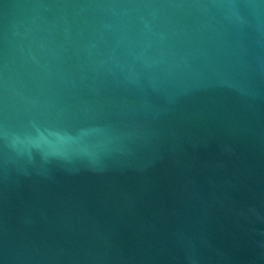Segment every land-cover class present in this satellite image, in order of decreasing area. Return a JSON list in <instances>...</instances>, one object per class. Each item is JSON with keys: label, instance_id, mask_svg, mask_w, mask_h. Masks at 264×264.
Returning a JSON list of instances; mask_svg holds the SVG:
<instances>
[{"label": "water", "instance_id": "obj_1", "mask_svg": "<svg viewBox=\"0 0 264 264\" xmlns=\"http://www.w3.org/2000/svg\"><path fill=\"white\" fill-rule=\"evenodd\" d=\"M0 264H264V0H0Z\"/></svg>", "mask_w": 264, "mask_h": 264}]
</instances>
